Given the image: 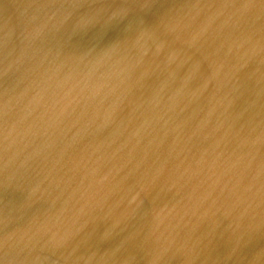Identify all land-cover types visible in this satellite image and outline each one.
<instances>
[{
  "label": "water",
  "instance_id": "1",
  "mask_svg": "<svg viewBox=\"0 0 264 264\" xmlns=\"http://www.w3.org/2000/svg\"><path fill=\"white\" fill-rule=\"evenodd\" d=\"M165 10L161 0H0V264H264V235L246 242L264 228V185L217 189L242 160L264 179V53L219 78L220 66L200 65V44H152ZM29 66H44L43 81ZM238 124L259 137L221 138ZM90 160L103 171L75 165ZM159 160L157 189L177 192L146 199L140 173ZM170 222L176 244L141 254ZM237 222L245 247L215 261L202 238H235ZM110 237L124 247L105 249Z\"/></svg>",
  "mask_w": 264,
  "mask_h": 264
},
{
  "label": "bare ground",
  "instance_id": "2",
  "mask_svg": "<svg viewBox=\"0 0 264 264\" xmlns=\"http://www.w3.org/2000/svg\"><path fill=\"white\" fill-rule=\"evenodd\" d=\"M77 1V0H75ZM101 1V0H100ZM163 2V5L166 7V10L163 12V15L161 18H159L158 24L163 26V29H159V35L157 34L155 38L152 37L151 42L155 45H167L170 43H178L182 44V42H179L182 37L185 38L187 42L190 44H186L188 46L190 45H196L199 46L200 44V55L198 54V59L200 60L201 66H220L221 74L219 78L224 79H231L232 77V66H241L242 62L245 60L246 57H251V55H255L257 53H264V0H161ZM3 5H5V2H2ZM81 2L80 6L81 8L84 6ZM262 9L261 12L258 14L251 16L247 12L253 9ZM79 9V8H78ZM245 16L243 19H239V17ZM27 21V20H26ZM38 21V20H37ZM35 21V22H37ZM239 21L240 25L239 26ZM34 22V21H29ZM98 26L101 25L102 22L94 21V24ZM155 23V22H154ZM153 23V24H154ZM169 24L173 27V29L169 26ZM169 26V27H168ZM262 26V27H261ZM261 27L259 30L255 31V29ZM102 28V27H101ZM102 30H106L105 27L102 28ZM186 43V42H185ZM193 43V44H192ZM183 45V44H182ZM122 55V54H119ZM105 56V55H103ZM44 66H29V69H27L28 77L30 80H34L36 83H40V80L43 81V76H46L47 71L43 69ZM101 66H98V68ZM79 66H67L66 69H79ZM102 72L105 75H110V72L108 73L107 70L101 69ZM232 74V75H231ZM246 124H238L235 128L230 129L226 132H224L221 136V138L227 139L229 141L230 137H236L238 136L240 142H248L249 140L252 141L253 139H257L259 135L257 134V129L253 130L249 127L246 128ZM110 127H107L109 129ZM252 131V132H251ZM248 132H251L248 135ZM81 133H85V130H81ZM201 133V131H200ZM257 134V135H256ZM129 132L123 131V136L126 138L128 137ZM173 138L177 139V136H173ZM173 142L171 138L168 140V142ZM121 142V141H119ZM123 142H126L125 139H123ZM150 145H147L149 147ZM88 148H97V145H88ZM163 147V146H162ZM161 147V148H162ZM214 149V148H213ZM152 153H159L161 151L160 148H157L155 146H152L149 149ZM169 145L166 146V148L162 151L161 157L163 160H166L169 153ZM210 150V148H208ZM93 160H97L96 158H92ZM264 158L259 157L255 158V160H259L261 163H263ZM87 161L85 162H76L75 165L80 170L84 169L86 166L87 170L84 171L85 173H100L102 172L103 168L102 165L99 163V161ZM163 160H159L156 163H149V168L145 170L144 172L140 173V177L138 180V183L140 185V188L143 187V194H145V198L148 197H154L155 199H158L161 195L177 192L175 190H159L157 188L164 187L163 186V176L158 175V168L160 167V163L163 162ZM233 162V161H231ZM236 166V174L232 173V177L226 181L225 178H221L222 180V188H218V192L220 195L223 194L225 197L232 196L233 193H235V189L239 188L241 190L243 189H249L250 187H255V183L258 184V186L264 185V179H261L259 177L253 178L251 174H249V168L252 169L253 166L248 160H242L235 163ZM139 168L146 167L145 164H138ZM85 170V169H84ZM102 170V171H101ZM97 173V174H98ZM96 174V175H97ZM127 174V173H126ZM230 176L231 172H227ZM58 177H62L59 175ZM222 177V176H221ZM72 178V177H71ZM157 178V179H156ZM163 178V180H161ZM76 179V178H75ZM74 180V179H72ZM77 180V179H76ZM216 182V181H215ZM214 182V183H215ZM230 187H232V190H228ZM226 189V190H225ZM169 192V193H168ZM168 196V195H167ZM170 196V195H169ZM164 197V196H163ZM180 198V197H179ZM244 209H249V207H244ZM243 209L242 213L246 212ZM249 212V211H248ZM241 213V214H242ZM246 217V216H245ZM223 222V221H221ZM171 224L168 225V227L163 229V232L157 238V242L150 240V239H144L141 242L140 248L138 250H141V254L146 255H152L154 254L151 249L155 245L161 246L162 248H171L172 247V236L177 237V235L174 233V229H178L173 222H170ZM223 225V224H222ZM259 226V225H258ZM260 226H264V222L260 224ZM230 228L234 229L236 233H239V229H242V223L237 222L236 224L231 223ZM236 227V228H234ZM173 228V230H172ZM221 224H215L213 228L211 229L214 233H217L218 231H223L220 229ZM237 229V230H236ZM243 230V229H242ZM177 230H175L176 232ZM244 231V230H243ZM232 232V231H231ZM236 235L235 238L234 234L231 233L227 237V233H225L224 236H220L219 239L214 240L211 242L210 240L213 237L207 236L205 238H202V242H208L210 244H216L217 248L213 251V258L215 261L224 260L226 261L228 258V254L226 252L228 250H236V249H242L245 247L244 241L241 238L245 234L242 233ZM262 235H264V228L260 229H249L247 232V244H251L257 240H260L262 238ZM198 234L194 236V240L196 243H200L201 240L198 239ZM210 237V240H209ZM111 238V237H110ZM111 239L104 238L103 246L105 249L111 248H122L124 247V244H122L119 240L114 239L111 241ZM228 240V241H227ZM135 242V241H131ZM179 241L177 240V243ZM173 244H176V240L173 241ZM195 250H197L198 247H194ZM224 249H227L225 251ZM151 251V252H150ZM138 257V256H137ZM153 263H155V259H153Z\"/></svg>",
  "mask_w": 264,
  "mask_h": 264
}]
</instances>
